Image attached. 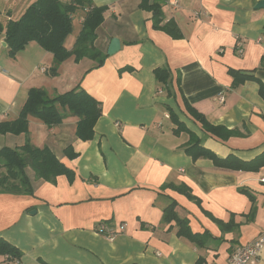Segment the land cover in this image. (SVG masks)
I'll use <instances>...</instances> for the list:
<instances>
[{
  "label": "crops",
  "instance_id": "1",
  "mask_svg": "<svg viewBox=\"0 0 264 264\" xmlns=\"http://www.w3.org/2000/svg\"><path fill=\"white\" fill-rule=\"evenodd\" d=\"M90 1L104 7L94 40L106 55L99 66L71 56L51 75V53L31 41L10 57L0 36L6 49L0 59V122L18 116L32 87L52 97L79 86L101 105L89 140L75 136L77 118L69 113L55 126L29 115L27 133L0 134V149L28 138L74 173L71 181L59 175L51 183L26 167L31 195L0 192V237L20 251L17 264H229L236 246L264 237V166L233 170L193 158L186 150L193 140L187 131H174L169 108L200 146L221 158L249 161L264 152V6L255 7L261 0H147L159 4L161 24L175 22L179 38L153 27L142 0ZM83 15L75 10L64 40L68 50ZM112 37L120 48L107 55ZM157 68L169 71L166 85L156 79ZM229 69H255L256 79L233 86ZM183 100L230 134L219 138L206 131ZM68 146L76 153L72 158L65 154ZM173 185L185 186L192 198ZM171 202L192 232H208L204 246L179 236L174 220L163 221ZM216 220L236 226L225 231ZM102 225L118 231L113 239L98 232ZM254 264H264V248Z\"/></svg>",
  "mask_w": 264,
  "mask_h": 264
},
{
  "label": "trees",
  "instance_id": "2",
  "mask_svg": "<svg viewBox=\"0 0 264 264\" xmlns=\"http://www.w3.org/2000/svg\"><path fill=\"white\" fill-rule=\"evenodd\" d=\"M139 6L141 9L152 11L151 19L154 28L163 30L173 38L181 37L180 30L174 21L168 20L161 24L162 13L158 3L148 4L147 0H142ZM77 9L84 11L81 29L73 47L68 50L64 46V40L71 33L73 16ZM103 11L104 7L93 6L90 0H36L26 7L17 19L8 20L4 26L0 24V36L3 35L10 57H14L31 41L36 42L43 50L51 53L53 56V63L49 71L51 75H55L58 66L71 56L75 62L83 57L94 59L95 65L99 66L103 63L106 55L95 47L94 40L96 39V29L103 22ZM261 68H264V58L261 60ZM254 71L255 69L249 71L229 69L228 73L233 78L232 85L234 86L247 79H256ZM154 74L163 85L170 82L169 71L166 68H157L154 70ZM166 87L168 96L175 97L170 88ZM259 93L264 96L262 84H259ZM183 103L186 111L199 121L206 131L219 138H226L230 134V131L223 127L209 123L185 100ZM169 111L172 121L177 126L174 131H187L191 141L193 140L186 148L193 158H208L217 167L233 170L257 171L264 166V152L249 161L234 156L225 158L217 156L212 151L200 146L195 135L174 116L170 108ZM66 113L77 118L75 127L77 138L85 141L93 137V127L101 115V105L99 101L79 86L52 97L48 96L42 88H30L18 116L13 120L0 122V134L27 133L29 115L40 119L48 126H55L61 123ZM65 152L69 158L76 155L70 146L65 149ZM26 167H30L34 171L36 178L51 183H54L59 175H66L69 181L74 177L73 171L59 161L47 146H35L27 138L24 144L19 147L0 149V192L31 195L32 187L25 173ZM173 187L192 198L185 186L173 185ZM241 191L247 193L250 201L253 200L249 192L244 189ZM174 207L175 202H171L163 209V221L174 220L179 236H184L197 246H204L206 240L211 237L208 232H192L187 220L177 217ZM247 219H252V214L248 215ZM216 222L225 231L236 226L231 220L228 222L216 220ZM20 255V251L15 246L0 237V256L3 257L0 264H11L14 260L19 259Z\"/></svg>",
  "mask_w": 264,
  "mask_h": 264
},
{
  "label": "built area",
  "instance_id": "3",
  "mask_svg": "<svg viewBox=\"0 0 264 264\" xmlns=\"http://www.w3.org/2000/svg\"><path fill=\"white\" fill-rule=\"evenodd\" d=\"M172 5L177 7V2H172ZM242 49L239 47L238 52L241 53ZM44 70V68H42ZM223 95L220 94L219 101L223 102ZM264 182V179H262ZM124 227L123 224L119 225V229ZM99 233L107 239H113L117 234V230H112L106 225L100 226ZM264 248V237L260 236L252 241H249L245 244L236 246L233 251L228 256L229 264H254L260 257L261 252ZM17 264V259L13 261Z\"/></svg>",
  "mask_w": 264,
  "mask_h": 264
},
{
  "label": "rangeland",
  "instance_id": "4",
  "mask_svg": "<svg viewBox=\"0 0 264 264\" xmlns=\"http://www.w3.org/2000/svg\"><path fill=\"white\" fill-rule=\"evenodd\" d=\"M35 1L36 0H0V24L4 26L9 16L10 19H17L18 15L21 13L22 7L25 9ZM4 7L8 9V14L3 12V9H5ZM5 50L6 49L3 46H0V59L3 57V52H5ZM6 52L8 54V50Z\"/></svg>",
  "mask_w": 264,
  "mask_h": 264
},
{
  "label": "water",
  "instance_id": "5",
  "mask_svg": "<svg viewBox=\"0 0 264 264\" xmlns=\"http://www.w3.org/2000/svg\"><path fill=\"white\" fill-rule=\"evenodd\" d=\"M264 6V0L259 1L255 7H263ZM3 44L5 45L6 43L3 42ZM120 48V41L117 37H112L110 39L109 45L107 47L106 50V54L107 55H111L114 52H116L117 50H119Z\"/></svg>",
  "mask_w": 264,
  "mask_h": 264
}]
</instances>
